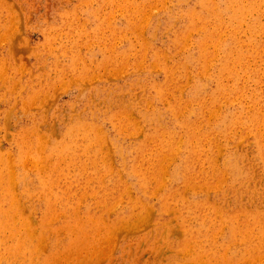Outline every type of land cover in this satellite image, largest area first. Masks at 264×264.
Listing matches in <instances>:
<instances>
[{"label": "rangeland", "instance_id": "obj_1", "mask_svg": "<svg viewBox=\"0 0 264 264\" xmlns=\"http://www.w3.org/2000/svg\"><path fill=\"white\" fill-rule=\"evenodd\" d=\"M199 1L0 0V264H166L173 257L179 258L180 264H191V258L195 254L192 246L185 241L182 221H188L187 227L199 236L203 223L196 221L197 210L200 208L194 205L200 202L213 208L207 216L206 224H209L211 232L208 234L213 233L214 242L206 244L201 237H196L194 245L203 250L196 259L198 264H264V170L258 165L256 151L257 141L264 143V0H259L261 3L257 9L252 8V0H234L235 5L247 12L246 16H240L232 24L228 21L231 0ZM227 56L229 62L225 61ZM132 80L139 81V84L131 85ZM163 82L169 84V88L161 96V100H155L152 96L154 88L157 84H164ZM197 84L203 86L200 99L205 106L202 112L200 110L201 117L197 115L192 102V92ZM214 95L220 96L222 104L213 105ZM126 96L136 101V108L127 107L126 110L123 105L117 106V109L110 107L117 99L128 100ZM109 107L112 109L110 113L116 112L122 126L118 145L123 152L109 144L108 136L116 135L111 120L106 116ZM223 107L224 111L227 109L230 112V116L235 117L234 113L241 110L243 117L255 119L253 125H239L234 129L236 133L233 130L230 134V142L215 128L220 122V110ZM251 109H255L254 113ZM145 110L153 113L149 114ZM120 113L124 121L121 120ZM147 114L154 116L156 121L148 120ZM97 123L99 127L95 129ZM250 126L256 128L252 130ZM198 127L200 128L197 129ZM129 128L137 129L131 132L128 131ZM155 133L158 137L152 139ZM167 136H170L175 147L171 153V149L168 151L163 147ZM186 139L190 142L192 140L196 150L191 156V180L182 179L179 185L175 183L172 174L175 167L184 164V160L188 162L190 154L186 158ZM230 144L234 145L233 153L238 158V167L244 172L241 181L224 170V160ZM262 147L264 150L263 144ZM81 148L85 150L82 151ZM134 163H139L146 187L139 188L136 178L128 175L127 171ZM149 170L155 171L158 180L151 177ZM105 185L108 187H104ZM100 189L104 191L101 192ZM163 193L169 194L168 205L160 218L156 211ZM184 205L189 207V211L184 210ZM247 249H251V252H247ZM237 251L247 254L238 258L228 256ZM212 252H218L217 257H210L209 253Z\"/></svg>", "mask_w": 264, "mask_h": 264}, {"label": "bare ground", "instance_id": "obj_2", "mask_svg": "<svg viewBox=\"0 0 264 264\" xmlns=\"http://www.w3.org/2000/svg\"><path fill=\"white\" fill-rule=\"evenodd\" d=\"M150 1V0H149ZM185 1H187V0H185ZM198 1V0H197ZM201 1V0H200ZM199 1V2H200ZM226 1V0H225ZM262 1V0H261ZM261 1L259 2V0H252V2H251V6H252V8H256L257 9V7L259 6V4L261 3ZM191 2V1H190ZM220 2V1H219ZM227 2V1H226ZM231 2H232V5L229 3V6H230V11H229V17H228V21L229 22H231V24H232V22L234 21H237V20H239V18H240V16H246V12L247 11H244V10H242L240 7H238L237 5H235V3H234V0H231ZM238 2V1H237ZM263 2V1H262ZM153 3V2H152ZM224 3V2H223ZM203 4V3H202ZM228 4V3H227ZM237 4V3H236ZM158 5V4H157ZM163 5V4H162ZM222 5H224V4H222ZM226 5V4H225ZM262 5V4H261ZM228 7V6H227ZM135 8V7H134ZM199 8V7H198ZM214 8V7H213ZM226 8V7H225ZM249 8V7H248ZM245 9V8H244ZM146 10V9H145ZM216 10H218V9H216ZM224 10V9H223ZM226 10V9H225ZM248 10V9H247ZM147 11V10H146ZM146 11H144V14H145V12ZM222 11V10H221ZM191 12H193V11H191ZM205 12V11H204ZM212 12V11H211ZM226 12V11H225ZM252 13V12H251ZM175 14V13H174ZM192 14V13H191ZM168 15V14H167ZM173 15V14H172ZM254 15V14H253ZM209 16V15H208ZM216 16V15H215ZM178 17H180V16H178ZM187 17V16H186ZM217 17V16H216ZM227 17V16H226ZM252 17V16H251ZM154 18V17H153ZM196 18V17H195ZM245 18V17H244ZM248 18V17H247ZM183 19V18H182ZM222 19V18H221ZM220 19V20H221ZM226 19V18H225ZM153 20V19H152ZM151 20V21H152ZM157 20V19H156ZM170 20V19H169ZM168 20V21H169ZM171 20H173V19H171ZM179 20V19H178ZM185 20H186V18H185ZM227 20V19H226ZM251 20V19H250ZM258 20V19H257ZM153 21H155V19L153 20ZM165 21V20H164ZM174 21V20H173ZM181 21V20H180ZM246 21V20H245ZM255 22H256V20H254ZM143 22V21H142ZM157 22V21H156ZM185 22V21H184ZM210 22H212L211 20H210ZM224 22V21H223ZM250 22V21H249ZM153 23V22H152ZM164 23H166V22H164ZM190 23V22H189ZM197 23V22H196ZM195 23V24H196ZM215 23H216V21H215ZM240 23V22H239ZM242 23V22H241ZM245 23V22H244ZM254 23V22H253ZM257 23V22H256ZM141 24V23H140ZM183 24V23H182ZM203 24V23H202ZM243 24V23H242ZM241 24V25H242ZM147 25V24H146ZM170 25H173V23L172 24H170ZM175 25V24H174ZM179 25V24H178ZM209 25V24H208ZM227 25V24H226ZM166 26V25H165ZM198 26V25H197ZM218 26V25H217ZM231 26V25H230ZM261 26V25H260ZM134 27V26H133ZM168 27V26H167ZM177 27V26H176ZM233 27V26H232ZM253 27V26H252ZM163 28V27H162ZM171 28V27H170ZM173 28V27H172ZM171 28V29H172ZM175 28V27H174ZM173 28V29H174ZM180 28V27H179ZM196 28V27H195ZM201 28V27H200ZM224 28V27H223ZM250 28V27H249ZM109 29V28H108ZM145 29V28H144ZM150 29V28H149ZM165 29V28H164ZM167 29V28H166ZM229 29V28H228ZM139 30V29H138ZM147 30V29H146ZM153 29L151 28V31H152ZM161 30V29H160ZM168 30V29H167ZM150 31V30H149ZM176 31V30H175ZM189 31V30H188ZM235 31V30H234ZM250 31V30H249ZM248 31V32H249ZM100 32V31H99ZM153 32V31H152ZM170 32V31H169ZM173 32H174V30H173ZM189 32H191V31H189ZM196 32V31H195ZM200 32V31H199ZM237 32V31H236ZM138 33H140V32H138ZM141 33H143V30L141 31ZM100 34H102V32L100 33ZM161 34V33H160ZM192 34V33H191ZM240 34V33H239ZM242 34H243V32H242ZM255 34V33H254ZM264 34V33H263ZM202 35V34H201ZM218 35V34H217ZM101 36V35H100ZM166 36V35H165ZM231 36V35H230ZM260 36V35H259ZM142 37H143V35H142ZM141 37V38H142ZM186 37V36H185ZM137 38V37H136ZM165 38V37H164ZM200 38H202V37H200ZM230 38V37H229ZM254 38V37H253ZM256 38V37H255ZM261 38V37H260ZM170 39V38H169ZM186 39V38H185ZM215 39V38H214ZM231 39V38H230ZM188 40V39H187ZM217 40V39H216ZM228 40V39H227ZM257 40V39H256ZM140 41V40H139ZM164 41H166V40H164ZM180 41H182V40H180ZM209 41V40H208ZM163 42V41H162ZM182 42H184V41H182ZM181 42V43H182ZM206 42V41H205ZM216 42V41H215ZM251 42V41H250ZM255 42V41H254ZM261 42V41H260ZM166 43V42H165ZM180 43V42H179ZM210 43V42H209ZM244 43V42H243ZM167 44V43H166ZM165 44V45H166ZM170 44V43H169ZM187 44V43H186ZM197 44V43H196ZM212 44H214V43H212ZM248 44V43H247ZM172 45V44H171ZM170 45V46H171ZM181 45V44H180ZM188 45V44H187ZM205 45V44H204ZM226 45V44H225ZM231 45H233V44H231ZM230 45V46H231ZM145 46V45H144ZM163 46H164V44H163ZM217 46V45H216ZM235 46V45H234ZM247 46V45H246ZM255 46V45H254ZM253 46V48H255ZM172 47V46H171ZM183 47V46H182ZM194 47H196V46H194ZM228 47V46H227ZM232 47V46H231ZM237 47V46H236ZM147 47H145V49H146ZM165 48V47H164ZM173 48V47H172ZM224 48H225V46H224ZM244 48V47H243ZM248 48V47H247ZM113 49V48H112ZM144 49V50H145ZM180 49V48H179ZM198 49V48H197ZM225 49H227V48H225ZM236 49V48H235ZM240 49H242V48H240ZM262 49V48H261ZM143 50V49H142ZM171 50V49H170ZM169 50V51H170ZM196 50V49H195ZM224 50V49H223ZM231 50V49H230ZM132 51V50H131ZM136 51V50H135ZM134 51V52H135ZM152 51V50H151ZM169 51H168V53H169ZM249 51V50H248ZM263 51V50H262ZM111 52V51H110ZM115 52V51H114ZM138 52V51H137ZM150 52V51H149ZM185 52V51H184ZM106 53V52H105ZM141 53H143V52H141ZM165 53V52H164ZM164 53H163V55H164ZM187 53V52H186ZM209 53V52H208ZM226 53H227V51H226ZM155 56H157V54L156 53H153ZM195 54H196V52H195ZM115 55V54H114ZM136 55V54H135ZM172 55V54H171ZM191 55V54H190ZM212 55V54H211ZM253 55V54H252ZM144 56H145V54H144ZM147 56V55H146ZM150 56V55H149ZM165 56V55H164ZM174 56V55H173ZM179 56V55H178ZM177 56V57H178ZM195 56V55H194ZM226 56V55H225ZM234 56V55H233ZM112 57V56H111ZM133 57V56H132ZM263 57V56H262ZM135 58V57H134ZM145 58V57H144ZM166 58V57H165ZM164 58V59H165ZM172 58V57H171ZM171 58H169V59H171ZM181 58V57H180ZM193 58V57H192ZM200 58V57H199ZM208 58V57H207ZM222 58V57H221ZM248 58H249V56H248ZM147 59V58H146ZM185 59V58H184ZM194 59V58H193ZM192 59V60H193ZM233 59V58H232ZM108 60H109V58H108ZM144 60V59H143ZM149 60V59H148ZM155 60H156V58H155ZM167 60V59H166ZM166 60H165V62H166ZM172 60V59H171ZM174 60V59H173ZM180 60V59H179ZM229 60V57L227 56L226 57V59H225V61H228ZM106 60H104V62H105ZM157 61V60H156ZM168 61V60H167ZM209 61V60H208ZM257 61V60H256ZM109 62V61H108ZM111 62V61H110ZM149 62H150V60H149ZM176 62V61H175ZM199 63L201 62L200 60L198 61ZM206 62V61H205ZM215 62H216V59H215ZM229 62V61H228ZM248 62H249V60H248ZM123 63V62H122ZM152 63V62H151ZM170 63V62H169ZM197 63V62H196ZM252 63V62H251ZM115 64V63H114ZM137 64V63H136ZM148 64H150V63H148ZM237 64V62L235 63V65ZM256 64V63H255ZM259 64V63H258ZM262 64V63H261ZM79 65V64H78ZM121 65V64H120ZM134 65V64H133ZM132 65V66H133ZM140 65V64H139ZM152 65H154V64H152ZM184 65H186L187 66V64H184ZM218 65V64H217ZM231 65V64H230ZM244 65V64H243ZM103 66H105V65H103ZM158 66V65H157ZM175 66V65H174ZM201 66V65H200ZM206 66V65H205ZM245 66V65H244ZM243 66V67H244ZM252 66V65H251ZM216 67V66H215ZM262 67V66H261ZM260 67V68H261ZM77 68V67H76ZM153 68V67H152ZM169 68V67H168ZM179 68V67H178ZM191 68H195V67H191ZM220 68V67H219ZM116 69H117V66H116ZM138 69V67L136 68V70ZM190 69V68H189ZM196 69V68H195ZM199 69V68H198ZM223 69V68H222ZM241 69V68H240ZM141 70V69H140ZM183 70V69H182ZM205 70V69H204ZM132 71H134V70H132ZM142 71H145V70H142ZM148 71V70H147ZM154 71H156L155 69H154ZM194 71V70H193ZM223 71V70H222ZM241 71V70H240ZM247 71V70H246ZM68 72V71H67ZM119 72H121V71H119ZM139 72V71H138ZM157 72H158V70H157ZM162 72H163V70H162ZM168 72V71H167ZM166 72V73H167ZM175 72V71H174ZM192 72V71H191ZM195 72H196V70H195ZM204 72H206V71H204ZM219 72H221L220 70H219ZM237 72V71H236ZM254 72V71H253ZM252 72V73H253ZM71 73H72V71H71ZM133 73V72H132ZM153 73V72H152ZM176 73V72H175ZM182 73V72H181ZM188 73V72H187ZM227 73V72H226ZM240 73V72H239ZM262 73V72H261ZM135 74V73H134ZM144 74V73H143ZM148 74H150V72H148ZM147 74V75H148ZM194 74V73H193ZM160 75V74H159ZM174 75V74H173ZM189 75V74H188ZM195 75V74H194ZM201 75V74H200ZM213 75V74H212ZM215 75V74H214ZM222 75V74H221ZM236 75V74H235ZM251 76H252V74H250ZM168 76V75H167ZM176 76H177V74H176ZM178 76H181L180 74L178 75ZM184 76V75H183ZM190 76V75H189ZM216 76V75H215ZM145 77V76H144ZM194 77V76H193ZM220 77V76H219ZM246 77V76H245ZM137 78H139L138 76H137ZM155 78V77H154ZM190 78V77H189ZM221 78V77H220ZM243 78V77H242ZM133 79V78H132ZM146 79V78H145ZM158 79V78H157ZM163 79V78H162ZM188 79V78H187ZM211 79V78H210ZM213 79V78H212ZM219 79V78H218ZM240 79V78H239ZM245 79V78H244ZM243 79V80H244ZM252 79V78H251ZM140 80H142V79H140ZM160 80V79H159ZM169 80V79H168ZM183 80V79H182ZM185 80V79H184ZM201 80V79H200ZM206 80V79H205ZM214 80V79H213ZM234 80H235V78H234ZM236 80H237V78H236ZM133 81V80H132ZM175 81V80H174ZM187 81V80H186ZM202 81V80H201ZM204 81V80H203ZM219 81V80H218ZM217 80H216V82H218ZM254 81H255V79H254ZM166 82V81H165ZM171 82H172V79H171ZM181 81H180V79H179V83H180ZM188 82V81H187ZM164 83V82H163ZM169 83V82H168ZM189 83V82H188ZM194 83H197V82H194ZM236 83V82H235ZM139 84V81H137V80H134L133 82H132V84L131 85H138ZM148 84V83H147ZM201 84V83H200ZM254 84V83H253ZM144 85V84H143ZM155 85V84H154ZM194 85V84H193ZM204 85V84H203ZM140 86V85H139ZM147 86V85H146ZM178 86V85H177ZM181 86L183 87V83L181 84ZM184 86H185V84H184ZM195 86V85H194ZM220 86V85H219ZM148 87V86H147ZM146 87V88H147ZM181 87V88H182ZM193 87V86H192ZM203 87V86H202ZM202 87L199 85V84H197L196 85V87L194 88V90H193V92H192V99H193V101L192 102H194V104L193 105H195V109H196V112H197V115L199 116V117H201V113H200V110H201V112H202V108H203V106H205V104H204V101L203 100H201L200 99V95H201V93H202ZM205 87H206V84H205ZM231 87V86H230ZM239 87V86H238ZM121 88V87H120ZM125 88V87H124ZM139 88V87H138ZM168 88H169V84H167V83H164V84H157V86L154 88V92H153V94H152V96H153V98L155 99V100H161V96H163V94H165L166 93V91L168 90ZM180 88V89H181ZM186 88V87H185ZM123 89V88H122ZM126 89V88H125ZM141 89V88H140ZM148 89V88H147ZM152 89V88H151ZM235 89V88H234ZM238 88H236V90H237ZM252 89V88H251ZM142 90V89H141ZM144 90V89H143ZM204 90H205V88H204ZM222 90V89H221ZM227 90H228V88H227ZM230 90V89H229ZM242 91H243V89H241ZM240 90V91H241ZM257 90H259L258 88H257ZM125 91V90H124ZM134 91V90H133ZM148 91V90H147ZM171 91H172V89H171ZM174 91V90H173ZM176 91V90H175ZM181 91V90H180ZM179 91V92H180ZM206 91V90H205ZM231 91V90H230ZM249 91H250V89H249ZM254 91V90H253ZM113 92V91H112ZM138 92H140V91H138ZM150 92V91H149ZM212 92V91H211ZM220 92V91H219ZM228 92V91H227ZM246 92V91H245ZM115 93V92H114ZM123 93V92H122ZM141 93V92H140ZM216 93H218V92H216ZM235 93V92H234ZM238 93H240V92H238ZM249 93V92H248ZM247 93V94H248ZM256 93V92H255ZM105 94V93H104ZM117 94V93H116ZM134 94V93H133ZM174 94V93H173ZM172 94V95H173ZM176 94H179V93H176ZM123 95H124V93H123ZM143 95V94H142ZM211 95V94H210ZM221 95V94H220ZM227 95H228V93H227ZM177 96V95H176ZM207 96V95H206ZM219 96V95H218ZM217 95H214L213 96V98H212V100L213 101H215V102H213V105H216L217 103H220V104H222V101H220V99H219V97H218ZM238 96V95H237ZM236 96V97H237ZM259 96V95H258ZM107 97V96H106ZM110 97V99L112 98V96L110 95L109 96ZM121 97V96H120ZM126 97H128V96H126ZM132 97V96H131ZM141 97V96H140ZM178 97V96H177ZM211 97V96H210ZM209 97V98H210ZM225 97V96H224ZM231 97V96H230ZM240 97V96H239ZM238 97V98H239ZM242 97H244V96H242ZM247 97V96H246ZM253 97H254V95H253ZM129 98V97H128ZM127 98V99H128ZM148 98H150V96L148 97ZM227 98V97H226ZM248 98V97H247ZM247 98H246V100H247ZM117 99V98H116ZM181 99V98H180ZM211 99V98H210ZM233 99V98H232ZM260 99V98H259ZM99 100V99H98ZM126 100V99H125ZM137 100H138V97H137ZM167 100V99H166ZM165 100V101H166ZM178 100V99H177ZM224 100V99H223ZM230 100V99H229ZM251 100V99H250ZM254 100V99H253ZM104 101V100H103ZM150 101H151V99H150ZM152 101H153V99H152ZM189 102H190V100H188ZM239 101V100H238ZM110 102V101H109ZM135 100H133V99H131V98H129L128 100H126V101H122L121 100V98L120 99H117V101H115V103H114V101L111 103V108H113V107H116L115 109H117V106H121V105H123V106H126V110H127V107H129L130 109H133V108H136V104H135ZM177 102V101H176ZM242 102V101H241ZM250 102V101H249ZM92 103V102H91ZM103 103V102H102ZM101 103V104H102ZM163 103V102H162ZM165 103V102H164ZM171 103V102H170ZM175 103V102H174ZM185 103V102H184ZM184 103H182V104H184ZM207 103V102H206ZM226 103V102H225ZM230 103H231V101H230ZM246 103V102H245ZM262 103V102H261ZM93 104V103H92ZM147 104V103H146ZM151 104V103H150ZM172 104V103H171ZM190 104V103H189ZM224 104V103H223ZM235 104V103H234ZM233 104V105H234ZM102 105H104V104H102ZM143 105V104H142ZM144 105H145V101H144ZM207 105H208V103H207ZM212 105V104H211ZM218 105V104H217ZM216 105V106H217ZM238 105V104H237ZM242 105V104H241ZM168 106H170V104L168 105ZM174 106H177V105H174ZM173 106V107H174ZM210 106V105H209ZM101 107V106H100ZM109 107V108H110ZM143 107V106H142ZM158 107V106H157ZM159 107H161L160 105H159ZM194 107V106H193ZM215 107V106H214ZM220 106H218V108H219ZM222 107V106H221ZM228 107V106H227ZM239 107V106H238ZM249 107V106H248ZM247 107V108H248ZM109 109L108 111H107V113H106V116H108V118H109V120H111V122H112V126H113V128H114V130H115V132H116V135H114V136H108V139H109V144H111V145H113L116 149H119V150H121V152H123L122 150V148L121 147H119L120 145H118L119 143H118V138H120V134H121V125L119 124V121H118V117H117V115H116V112H114V113H110V110H112V109ZM141 108V107H140ZM150 108V107H149ZM175 108V107H174ZM261 108V107H260ZM108 109V108H107ZM123 109V108H122ZM139 109V108H138ZM166 109V108H165ZM176 110H177V108H175ZM182 109V108H181ZM187 109V108H186ZM230 109V108H229ZM105 110H106V108H105ZM161 110V109H160ZM167 110V109H166ZM192 110V109H191ZM205 110V109H204ZM207 110V109H206ZM225 109H224V107L220 110V112H221V117H220V122L216 125V129L221 133V135H224L225 137H226V139H227V141H229L230 142V138H232V137H230V134L233 132V130L234 129H236L239 125H242V126H248L249 124H252L253 125V123L255 122L254 120V118H250V119H247L248 118V116H247V118L246 117H243V115H242V113L243 112H241V110H240V112L239 113H234V116L236 117V118H238V120L235 118V117H233V116H230V115H228L230 112H227V109H226V111H224ZM247 110V109H246ZM251 110H253V112L252 113H254V110L255 109H251ZM115 111H117V110H115ZM129 111V110H128ZM142 111V110H141ZM145 111H147V110H145ZM155 111V110H154ZM159 111V110H158ZM190 111V110H189ZM195 111V110H194ZM215 111V110H214ZM250 111V110H249ZM95 112V111H94ZM119 112V111H118ZM133 112V111H132ZM143 112V111H142ZM149 114L152 112H150V110L149 111H147ZM172 112H175V110L174 111H172ZM204 112V111H203ZM206 112H208V111H206ZM262 112V111H261ZM100 113V112H99ZM103 113V112H102ZM105 113V112H104ZM153 113V112H152ZM169 113V112H168ZM185 113V112H184ZM190 113H191V111H190ZM193 113V112H192ZM247 113V112H246ZM251 113V112H250ZM139 114V113H138ZM201 114V115H200ZM217 114H218V110H217ZM245 114V113H244ZM98 115V114H97ZM105 115V114H104ZM124 115V114H123ZM172 115V114H171ZM177 115V114H176ZM179 115V114H178ZM79 116V115H78ZM92 116V115H91ZM142 116V115H141ZM165 116V115H164ZM184 116V115H183ZM189 116V115H188ZM191 116H193L192 114H191ZM209 116V115H208ZM215 116V115H214ZM252 116V115H251ZM256 116V115H255ZM85 117V116H84ZM102 117V116H101ZM104 117V116H103ZM157 117H159L158 115H157ZM173 117V116H172ZM174 117H175V115H174ZM65 118V117H64ZM95 118V117H94ZM120 118H121V120L122 121H124V118H123V116L121 115V113H120ZM146 118L148 119V120H150V121H156L155 120V118H154V116H151V115H146ZM161 118H163V117H161ZM195 118V117H194ZM211 118H212V116H211ZM263 118V117H262ZM77 119V118H76ZM92 119V118H91ZM106 119V118H105ZM129 119V118H128ZM143 119V118H142ZM158 119V118H157ZM177 119V118H176ZM219 119V118H218ZM260 119V118H259ZM70 120V119H69ZM73 120V119H72ZM82 120V119H81ZM108 120V119H107ZM132 120V119H131ZM194 120V119H193ZM202 120H203V118H202ZM204 120H206V119H204ZM208 120V119H207ZM261 120V119H260ZM91 121V120H90ZM173 121V120H172ZM201 121V120H200ZM218 121V120H217ZM85 122V121H84ZM94 122H96V121H94ZM131 122H133V121H131ZM181 122V121H180ZM182 122H183V120H182ZM182 122H181V126H182ZM198 122V121H197ZM204 122V121H203ZM257 122V121H256ZM99 123V122H98ZM98 123H97V125H95L94 126V128L95 129H98V127H99V125H98ZM126 123H127V121H126ZM146 123V122H145ZM150 123V122H149ZM148 123V124H149ZM156 123V122H155ZM187 123V122H186ZM195 123V122H194ZM202 123V122H201ZM215 123V122H214ZM213 123V124H214ZM67 124V123H66ZM79 124V123H78ZM121 124H122V122H121ZM179 124V123H178ZM262 124V123H261ZM260 124V125H261ZM68 125V124H67ZM86 125H88V123L86 124ZM124 125H126V124H124ZM138 125V124H137ZM136 125V126H137ZM142 125H143V122H142ZM150 125H151V123H150ZM156 125V124H155ZM160 125V124H159ZM165 125V124H164ZM167 125V124H166ZM165 125V126H166ZM188 125V124H187ZM198 124L196 123V126H197ZM212 125V124H211ZM255 125V124H254ZM131 126V125H130ZM152 126V125H151ZM150 126V127H151ZM180 126V127H181ZM195 126V127H196ZM202 126V125H201ZM81 127V126H80ZM132 127H133V125H132ZM135 127V126H134ZM141 127V126H140ZM143 127V126H142ZM155 127V126H154ZM193 127V126H192ZM194 127V128H195ZM211 127V126H210ZM213 127V126H212ZM241 127V126H240ZM93 128V127H92ZM159 128V127H158ZM161 128V127H160ZM165 128V127H164ZM200 127H198L197 129H199ZM256 128V126H250V129H252V130H254ZM260 129H261V127H259ZM71 129V128H70ZM137 129V128H136ZM136 129H134V128H129L128 129V131H131V132H133V130H136ZM154 129V128H153ZM152 129V130H153ZM169 129H170V126H169ZM182 128H180V130H181ZM202 129V128H201ZM243 129V128H242ZM258 129V128H257ZM256 129V130H257ZM78 130V129H77ZM81 130V129H80ZM125 130V129H124ZM127 130V129H126ZM150 130H151V128H150ZM155 130V129H154ZM195 130V129H194ZM206 130V129H205ZM244 130V129H243ZM67 131H69V130H67ZM87 131V130H86ZM98 131V130H97ZM100 131V130H99ZM138 131H139V129H138ZM157 131V130H156ZM155 131V132H156ZM165 131V130H164ZM163 131V132H164ZM170 131H171V129H170ZM176 131V130H175ZM190 131H191V128H190ZM197 131V130H196ZM204 131V130H203ZM209 131V130H208ZM235 131V130H234ZM238 131V130H237ZM247 131V130H246ZM77 132V131H76ZM75 132V133H76ZM140 132V131H139ZM168 132V131H167ZM174 132V131H173ZM186 132V131H185ZM264 132V131H263ZM70 133V132H69ZM160 133V132H159ZM162 133V132H161ZM170 133V132H169ZM197 133V132H196ZM235 133H236V131H235ZM234 133V134H235ZM239 133V132H238ZM261 133V132H260ZM79 134V133H78ZM150 134V133H149ZM148 134V135H149ZM165 134H167V133H165ZM199 134V133H198ZM201 134V133H200ZM212 134V133H211ZM91 135V134H90ZM104 135V134H103ZM136 135V134H135ZM214 135V134H213ZM73 136V135H72ZM105 136V135H104ZM153 136V138L152 139H154V137H158V134H153L152 135ZM163 136V135H162ZM184 136V135H183ZM182 136V137H183ZM209 136V135H208ZM244 136H246V135H244ZM243 136V137H244ZM67 137V136H66ZM94 137V136H93ZM96 137H97V135H96ZM102 137V136H101ZM100 137V138H101ZM150 137V136H149ZM201 137V136H200ZM216 137H218V136H216ZM215 137V138H216ZM242 137V136H241ZM240 137V138H241ZM46 138V137H45ZM72 138H74V137H72ZM167 138V141H165L164 143H163V147H164V149H169L168 151H170V149H171V151L169 152V153H171L172 151H173V149L175 148V147H173L174 146V144L172 143V141H171V139H170V136H167L166 137ZM172 138V137H171ZM177 138V137H176ZM214 138V139H215ZM70 139V138H69ZM86 139H88V138H86ZM103 139V138H102ZM102 139H101V141H102ZM155 139H157V138H155ZM161 139V138H160ZM192 139V138H191ZM194 139H195V136H194ZM234 139V138H233ZM262 139H264V138H262ZM43 140V139H42ZM84 140V139H83ZM89 140V139H88ZM198 140V139H197ZM223 140V139H222ZM241 140H242V138H241ZM240 140V141H241ZM254 140H255V137H254ZM50 141V140H49ZM96 141H97V139H96ZM156 141V140H155ZM206 141V140H205ZM215 141V140H214ZM71 142H73L72 140H71ZM89 142V141H88ZM162 142H163V140H162ZM191 142H192V140H191ZM188 139H186V153H185V155H186V158L188 157V155H189V158H188V162L186 163V160H184L183 161V163L184 164H179V166H177V167H175V171L173 172V174H172V177L175 179L174 181H175V183L176 184H178L179 182H181V180L182 179H185V180H191L190 178H191V175H192V158H191V156H192V152L194 153V151L196 150V147L195 146H193L192 145V143H191ZM254 142V141H253ZM262 142V141H261ZM36 143V142H35ZM45 143V142H44ZM53 143V142H52ZM82 143V142H81ZM182 142H180V144H181ZM199 143V142H198ZM197 143V144H198ZM203 143V142H202ZM214 143V142H213ZM220 143V142H219ZM236 143V142H235ZM48 144V143H47ZM83 144V143H82ZM161 144V143H160ZM200 144V143H199ZM225 144V143H224ZM262 144L264 145V143L262 142V143H259L258 141H257V157H258V160H257V162H258V165L260 166V167H262L263 168V170H264V150H263V147H262ZM33 145V144H32ZM88 145V144H87ZM103 145H104V143H103ZM152 145V144H151ZM158 145V144H157ZM208 145H209V143H208ZM220 145V144H219ZM238 145V144H237ZM53 146V145H52ZM84 146H86V145H84ZM93 146V145H92ZM106 146V145H105ZM104 146V147H105ZM154 146V145H153ZM212 146V145H211ZM225 146V145H224ZM254 146V145H253ZM31 147V146H30ZM45 147V146H44ZM50 147V146H49ZM72 147H74L73 145H72ZM99 147V146H98ZM111 147V146H110ZM156 147V146H155ZM205 147V146H204ZM221 147V146H220ZM237 147H239V146H237ZM69 148V147H68ZM71 148V147H70ZM78 148V147H77ZM92 148V147H91ZM114 148V149H115ZM157 148V147H156ZM160 148H161V146H160ZM185 148V147H184ZM183 148V149H184ZM233 148H234V145H232V144H230V145H228V148L227 149H229L227 152H226V156H225V169L224 170H226V171H229V172H231L233 175H235L236 176V179H238L239 181H241V179H242V177L244 176V172L243 171H241L240 169H239V167H238V158L235 156V154L233 153ZM41 149V148H40ZM44 149V148H43ZM43 149H42V151H43ZM67 149V148H66ZM65 149V150H66ZM98 149V148H97ZM96 149V150H97ZM104 149V148H103ZM107 149V148H106ZM152 149V148H151ZM221 149H224V148H221ZM220 149V150H221ZM50 150V149H49ZM81 150H82V148H81ZM80 150V151H81ZM83 150H85V148L83 149ZM82 150V151H83ZM88 150V149H87ZM128 150V149H127ZM126 150V151H127ZM135 150V149H134ZM154 150V149H153ZM160 150H162V149H160ZM185 150V149H184ZM203 150H204V148H203ZM218 150V149H217ZM32 151H33V148H32ZM35 151H36V149H35ZM77 151V150H76ZM93 152H95L94 150H92ZM101 151V150H100ZM138 151V150H137ZM145 151V150H144ZM207 151V150H206ZM222 151V150H221ZM221 151H219L220 153H221ZM224 151V150H223ZM37 152V151H36ZM38 152H39V150H38ZM37 152V153H38ZM46 152V151H45ZM98 152V151H97ZM136 152V151H135ZM184 152V151H183ZM238 152V151H237ZM64 153H66V152H64ZM84 153V152H83ZM87 153V152H86ZM90 153V152H89ZM138 153V152H137ZM165 153V152H164ZM195 153H197V152H195ZM203 153V152H202ZM206 153V152H205ZM212 153V152H211ZM253 153V152H252ZM96 155H97V153H95ZM103 154V153H102ZM131 154V153H130ZM140 154V153H139ZM201 154V153H200ZM219 154V153H218ZM24 155V154H23ZM26 155V154H25ZM30 155V154H29ZM162 155V154H161ZM175 155V154H174ZM174 155H172V156H174ZM198 155V154H197ZM245 155V154H244ZM248 155V154H247ZM43 156V155H42ZM50 156V155H49ZM68 156V155H67ZM83 156V155H82ZM106 156V155H105ZM123 156V155H122ZM196 156V155H195ZM219 155H217V157H218ZM254 156V155H253ZM255 156H256V154H255ZM38 157H39V155H38ZM60 157V156H59ZM90 157V156H89ZM149 157V156H148ZM152 157H154V156H152ZM160 157V156H159ZM162 157V156H161ZM169 157V156H168ZM181 157V156H180ZM184 157V156H183ZM199 157V156H198ZM248 157V156H247ZM107 158V157H106ZM165 158H166V156H165ZM164 158V159H165ZM176 158V157H175ZM182 158V157H181ZM255 158V157H254ZM102 159V158H101ZM154 159V158H153ZM156 159V158H155ZM167 159V158H166ZM197 159V158H196ZM204 159V158H203ZM210 159V158H209ZM208 159V160H209ZM218 159V158H217ZM224 159V158H223ZM249 159V158H248ZM98 160H99V158H98ZM132 160H134V158H132ZM159 160V159H158ZM202 160V159H201ZM61 161V160H60ZM152 161V160H151ZM154 161V160H153ZM179 161V160H178ZM195 161V160H194ZM207 161V160H206ZM215 161V160H214ZM45 162V161H44ZM172 162V161H171ZM170 162V163H171ZM175 162V161H174ZM203 162V161H202ZM212 162V161H211ZM49 163V162H48ZM83 163V162H82ZM85 163V162H84ZM100 163V162H99ZM151 163V162H150ZM156 163V162H155ZM164 163V162H163ZM168 163V162H167ZM166 163V164H167ZM173 163V162H172ZM195 163H197V162H195ZM206 163V162H205ZM210 163V162H209ZM250 163V162H249ZM86 164V163H85ZM96 164V163H95ZM104 164V163H103ZM169 164V163H168ZM198 164V163H197ZM196 164V165H197ZM200 164V163H199ZM208 164V163H207ZM220 164V163H219ZM254 164V163H253ZM257 164V163H256ZM39 165V164H38ZM56 165V164H55ZM83 165V164H82ZM150 165V164H149ZM162 165V164H161ZM165 165V164H164ZM175 165V164H174ZM203 165V164H202ZM218 165V164H217ZM8 166V165H7ZM103 166V165H102ZM107 166V165H106ZM151 166V165H150ZM153 166V165H152ZM207 166V165H206ZM241 166V165H240ZM250 166V165H249ZM54 167H56V166H54ZM97 167H99V166H97ZM140 166H139V163H134L129 169H128V175L129 176H134L135 178H136V180H137V183H138V186H139V188H142V187H146V182L144 181V179H143V175H142V173H141V171H140V169L141 168H139ZM163 167V166H162ZM202 167V166H201ZM200 167V168H201ZM208 167V166H207ZM223 167V166H222ZM4 168H6V167H4ZM8 168V167H7ZM48 168V167H47ZM92 168H94V167H92ZM96 168V167H95ZM106 168V167H105ZM167 168H168V166H167ZM196 168V167H195ZM244 168V167H243ZM254 168V167H253ZM3 169V168H2ZM1 169V170H2ZM150 169V168H149ZM163 169V168H162ZM218 169V168H217ZM222 169V168H221ZM48 170V169H47ZM158 170H160V169H158ZM164 170H165V167H164ZM194 170V169H193ZM198 170V169H197ZM214 170V169H213ZM219 170V169H218ZM217 170V171H218ZM223 170V169H222ZM221 170V171H222ZM223 170V171H224ZM251 171L253 170V169H250ZM6 171H7V169H6ZM43 171V170H42ZM42 171H41V173H42ZM150 171V170H149ZM206 171H207V169H206ZM250 171V172H251ZM257 171H259V170H257ZM262 171V170H261ZM45 172V171H44ZM48 172V171H47ZM143 172V171H142ZM161 172V171H160ZM164 172V171H163ZM162 172V173H163ZM213 172V171H212ZM249 172V171H248ZM255 172V171H254ZM8 173H9V171H8ZM7 173V174H8ZM59 173V172H58ZM91 173V172H90ZM126 173V172H125ZM150 173H151V177H154L156 180H158V177H157V175H156V173H155V171L154 170H151L150 171ZM162 173H160V174H162ZM164 173H166V172H164ZM163 173V174H164ZM196 173V172H195ZM199 173V172H198ZM217 173V172H216ZM228 173V172H227ZM168 174V173H167ZM203 174V173H202ZM254 174V173H253ZM258 174V173H257ZM9 175V174H8ZM7 175V176H8ZM76 175V174H75ZM82 175V174H81ZM107 175V174H106ZM114 175V174H113ZM148 175V174H147ZM206 175V174H205ZM209 175V174H208ZM228 175H229V173H228ZM264 175V174H263ZM70 176V175H69ZM73 176V175H72ZM77 176V175H76ZM79 176V175H78ZM93 176V175H92ZM104 176V175H103ZM110 176V175H109ZM124 176V175H123ZM168 176V175H167ZM195 176V175H194ZM197 176V175H196ZM219 176V175H218ZM223 176H225V175H223ZM45 177V176H44ZM89 177H91V176H89ZM166 177V176H165ZM209 177V176H208ZM213 177V176H212ZM229 177V176H228ZM57 178H58V176H57ZM65 178V177H64ZM72 178V177H71ZM85 178H87L86 176H85ZM84 178V179H85ZM108 178V177H107ZM148 178V177H147ZM203 178V177H202ZM206 178H207V175H206ZM214 178V177H213ZM226 178V177H225ZM224 178V179H225ZM231 178V177H230ZM8 179V178H7ZM69 179V178H68ZM92 179V178H91ZM95 179V178H94ZM100 179V178H99ZM114 179V178H113ZM113 179H112V181H113ZM123 180H124V178H122ZM129 179H130V177H129ZM149 179V178H148ZM147 179V180H148ZM152 179V178H151ZM5 180V179H4ZM14 180V179H13ZM81 180V179H80ZM87 180H88V178H87ZM108 180V179H107ZM115 180V179H114ZM153 180V179H152ZM168 180V179H167ZM198 180H199V178H198ZM247 180V179H246ZM245 180V181H246ZM249 180V179H248ZM66 181V180H65ZM89 181V180H88ZM119 181H120V179H119ZM163 181H165V179L163 180ZM183 181V180H182ZM193 181V180H192ZM223 181V180H222ZM251 181V180H250ZM255 181V180H254ZM261 181H263V180H261ZM73 182V181H72ZM84 182V181H83ZM96 182V181H95ZM195 182V181H194ZM193 182V183H194ZM209 182H210V180H209ZM214 182V181H213ZM1 183V182H0ZM78 183V182H77ZM77 183H76V185H77ZM81 183H82V181H81ZM93 183V182H92ZM100 183V182H99ZM155 183V182H154ZM166 183V182H165ZM187 183V182H186ZM192 183V184H193ZM198 183V182H197ZM204 183V182H203ZM236 183V182H235ZM258 183V182H257ZM12 184H14V183H12ZM54 184V183H53ZM90 184V183H89ZM98 184V183H97ZM124 184H125V181H124ZM134 184V183H133ZM164 184V183H163ZM163 184H162V186H163ZM185 184V183H184ZM201 184V183H200ZM205 184V183H204ZM244 184V183H243ZM249 184V183H248ZM11 185V184H10ZM64 185V184H63ZM88 185V184H87ZM115 185V183L113 184V186ZM116 185H117V183H116ZM135 185V184H134ZM179 185H180V183H179ZM178 185V186H179ZM217 185H219V184H216V186ZM254 185H256V184H254ZM53 186V185H52ZM89 186V185H88ZM153 186V185H152ZM156 186V185H155ZM165 186H166V184H165ZM197 185H195V187H196ZM240 186V185H239ZM66 187V186H65ZM75 187V186H74ZM97 187H99L100 188V186H99V184H98V186ZM104 187H108V186H104ZM116 187V186H115ZM148 187V186H147ZM175 187V186H174ZM184 187V186H183ZM214 187V186H213ZM227 187V186H226ZM254 187V186H253ZM68 188V187H67ZM78 188V187H77ZM86 188V187H85ZM84 188V189H85ZM92 188H93V186H92ZM103 188V187H102ZM113 188V187H112ZM121 188V187H120ZM128 188H129V186H128ZM131 188V187H130ZM153 188V187H152ZM167 188L168 189H170L168 186H167ZM193 188V187H192ZM220 189H222V187H219ZM228 188V187H227ZM231 188V187H230ZM233 188V187H232ZM249 188V187H248ZM64 189V188H63ZM105 189H108V188H105ZM115 189V188H114ZM149 189V188H148ZM159 189V188H158ZM194 189V188H193ZM215 189V188H214ZM217 189V191H218V188H216ZM242 189V188H241ZM246 189V188H245ZM77 190V189H76ZM81 190H82V188H81ZM92 190V189H91ZM101 190V192L102 191H104L103 189H100ZM109 190V189H108ZM137 190H138V188H137ZM146 190H147V188H146ZM156 190H157V188H156ZM165 190V189H164ZM202 190V189H201ZM212 190V189H211ZM229 190V189H228ZM235 190V189H234ZM254 190V189H253ZM9 191V190H8ZM87 191V190H86ZM97 191V190H96ZM106 191V190H105ZM121 191V190H120ZM134 191H136V190H134ZM140 191H142V190H140ZM150 191H151V189H150ZM169 191V190H168ZM178 191H180V190H178ZM190 191V190H189ZM200 191V190H199ZM225 191V190H224ZM232 191V190H231ZM243 191V190H242ZM249 191V190H248ZM255 191V190H254ZM47 192V191H46ZM77 192V191H76ZM93 192H95L94 190H93ZM99 192V191H98ZM97 192V193H98ZM130 192V191H129ZM153 192H155V191H153ZM208 192H210V191H208ZM8 193V192H7ZM48 193H51V192H48ZM67 193V192H66ZM75 193V192H74ZM96 193V192H95ZM131 193V192H130ZM148 193V192H147ZM175 193V192H174ZM177 193V192H176ZM175 193V195H177ZM196 193V192H195ZM228 193V192H227ZM237 193V192H236ZM243 193V192H242ZM64 194V193H63ZM78 194H80V193H78ZM92 194V193H91ZM118 194H120V193H118ZM118 194H116V195H118ZM137 194V193H136ZM155 194V193H154ZM208 194V193H207ZM224 194V193H223ZM240 194H241V192H240ZM65 195V194H64ZM72 195V194H71ZM99 195V194H98ZM114 195V194H113ZM123 195H124V193H123ZM126 195V194H125ZM132 195V194H131ZM130 195V197H132ZM150 195V194H149ZM151 195H153V194H151ZM168 195L169 194H167V193H163L161 196H160V198H159V203H158V206H157V216L158 217H162L163 216V212H164V210L166 209V206L168 205ZM182 195H184V194H182ZM187 195V194H186ZM194 195V194H193ZM253 195V194H252ZM58 196V195H57ZM60 196V195H59ZM97 196V195H96ZM106 196V195H105ZM115 196V195H114ZM196 196V195H195ZM194 196V197H195ZM235 196V195H234ZM241 196V195H240ZM10 197V196H9ZM61 197V196H60ZM73 197V196H72ZM104 197V196H103ZM108 197V196H107ZM106 197V198H107ZM128 197V196H127ZM171 198H172V196H170ZM175 197V196H174ZM208 198H209V196H207ZM206 197V198H207ZM227 197V196H226ZM249 197H250V195H249ZM69 198V197H68ZM75 198V197H74ZM106 198H105V200H106ZM122 198V197H121ZM137 198V197H136ZM149 198H150V196H149ZM176 198V197H175ZM222 198V197H221ZM237 198V197H236ZM242 198V197H241ZM252 198H254V197H252ZM256 198V197H255ZM7 199V198H6ZM9 199H11V198H9ZM58 199V198H57ZM72 199V198H71ZM97 199H98V197H97ZM104 199V198H103ZM102 199V200H103ZM114 199H115V197H114ZM212 199V198H211ZM216 199V198H215ZM245 199V198H244ZM64 200V199H63ZM73 200V199H72ZM78 200V199H77ZM109 200H112V199H110L109 198ZM123 200H124V198H123ZM143 200V199H142ZM229 200V199H228ZM233 200V199H232ZM241 200V199H240ZM10 201V200H9ZM106 201H108V200H106ZM133 201V200H132ZM170 201V200H169ZM177 201V200H176ZM176 201L174 202V203H176ZM191 201V200H190ZM200 201V200H199ZM236 201H237V199H236ZM249 201H251V200H249ZM6 202V201H5ZM53 202V201H52ZM131 202V201H130ZM139 202V201H138ZM173 202V201H172ZM213 202V201H212ZM224 202H225V200H224ZM240 202V201H239ZM133 203V202H132ZM173 203V204H174ZM179 203V202H178ZM186 203V202H185ZM206 203V202H205ZM226 203V202H225ZM229 203V202H228ZM233 203V202H232ZM15 204V203H14ZM58 204V203H57ZM61 204V203H60ZM104 204V203H103ZM113 204V203H112ZM138 204V203H137ZM145 204H146V202H145ZM144 204V205H145ZM170 204V203H169ZM188 204V203H187ZM195 204V203H194ZM211 205H212V203H210ZM219 204V203H218ZM241 204V203H240ZM248 204H250V203H248ZM247 204V205H248ZM7 205V204H6ZM11 205V204H10ZM59 205V204H58ZM73 205V204H72ZM78 205V204H77ZM109 205V204H108ZM111 205V204H110ZM129 205V204H128ZM191 205V204H190ZM209 205V204H208ZM221 205V204H220ZM237 205V204H236ZM104 206H106V204L104 205ZM134 206H135V203H134ZM133 206V207H134ZM170 206H172V205H170ZM181 206H182V202H181ZM185 206V205H184ZM194 206H198L199 208H200V210H197V218H196V221L197 222H201V223H203V226L201 227V230H202V232H200L199 233V236H197L196 234H195V232L193 231V229H189L187 226H189L188 225V221L186 222L185 221V219H183V221H182V224H183V226H182V228L184 227V229H185V241H186V243H188V244H190L191 246H192V248H193V250H194V256L193 255H191V256H193L191 259L193 260V262L191 263V264H198V262L196 261V259H198L199 258V256H200V253L203 251L202 250V247H196L195 245H194V243H195V239H196V237H201L202 238V240H203V242L204 243H206V244H211L212 243V238H213V233L210 235V234H208L209 232H211V230L208 228V225L206 224V222H207V220H208V215L211 213V208H209L208 206H206L205 204H204V202H200V203H198V205H194ZM227 206V205H226ZM13 207V206H12ZM77 207V206H76ZM130 207V206H129ZM145 207V206H144ZM174 207H175V204H174ZM9 208V207H8ZM56 208H58V207H56ZM63 208V207H62ZM72 208H73V206H72ZM127 208V207H126ZM143 208V207H142ZM168 208V207H167ZM181 208V207H180ZM191 208H193V207H191ZM229 208V207H228ZM242 208V207H241ZM13 209V208H12ZM64 209V208H63ZM78 209V208H77ZM76 209V210H77ZM130 209H131V207H130ZM178 209V208H177ZM183 209V208H182ZM194 209V208H193ZM196 209V208H195ZM213 209V208H212ZM223 209V208H222ZM235 209V208H234ZM240 209V208H239ZM50 210V209H49ZM66 210V209H65ZM69 210V209H68ZM123 210V209H122ZM152 210V209H151ZM184 210L185 211H189V207H187V206H185L184 207ZM59 211V210H58ZM128 211V210H127ZM262 211V210H261ZM119 212V211H118ZM117 212V213H118ZM130 212V211H129ZM142 212V211H141ZM150 212H152V211H150ZM192 212V211H191ZM218 212V211H217ZM256 212V211H255ZM254 212V213H255ZM258 212V211H257ZM264 212V211H263ZM14 213V212H13ZM155 213V212H154ZM167 213V212H166ZM233 213V212H232ZM242 213V212H241ZM68 214V213H67ZM90 215H91V213H89ZM156 214H154V215H156ZM220 214V213H219ZM227 214V213H226ZM238 214H240V213H238ZM237 214V215H238ZM261 214V213H260ZM213 215V214H212ZM221 215V214H220ZM252 215H253V213H252ZM69 216V215H68ZM124 216V215H123ZM128 216V215H127ZM195 216V215H194ZM262 216V215H261ZM261 216L259 217V218H261ZM94 217V216H93ZM96 218H97V216H95ZM183 217V216H182ZM185 217V216H184ZM191 217V216H190ZM213 217V216H212ZM216 217V216H215ZM219 217V216H218ZM263 217V216H262ZM127 218V217H126ZM245 218V217H244ZM252 218V217H251ZM258 218V219H259ZM124 219V218H123ZM180 219H182V218H180ZM187 219V218H186ZM211 219H213V218H211ZM222 219V218H221ZM220 219V220H221ZM228 219V218H227ZM226 219V220H227ZM241 219V218H240ZM263 219V218H262ZM8 220V219H7ZM10 220V219H9ZM93 220H94V218H93ZM127 220V219H126ZM188 220V219H187ZM193 220V219H192ZM191 220V221H192ZM216 220V219H215ZM261 220V219H260ZM67 221V220H66ZM65 221V222H66ZM162 221V220H161ZM238 221V220H237ZM64 222V223H65ZM68 222V221H67ZM159 222V221H158ZM179 222V221H178ZM23 223V222H22ZM25 223V222H24ZM29 223V222H28ZM242 223V222H241ZM245 223V222H244ZM258 223V222H257ZM218 224V223H217ZM221 224V223H220ZM228 224V223H227ZM232 224V223H231ZM236 224V223H235ZM250 224V223H249ZM254 224V223H253ZM97 225H99V223L97 224ZM105 225V224H104ZM166 225V224H165ZM168 225V224H167ZM226 225V224H225ZM230 225V224H229ZM233 225V224H232ZM231 225V226H232ZM24 226H25V224H24ZM192 226V225H191ZM190 226V227H191ZM212 226V225H211ZM210 226V227H211ZM254 226V225H253ZM257 226V225H256ZM261 226V225H260ZM94 227V226H93ZM92 227V228H93ZM99 227V226H98ZM110 227H111V224H110ZM112 227H113V225H112ZM220 227V226H219ZM221 227H222V225H221ZM241 227V226H240ZM243 227V226H242ZM252 227V226H251ZM264 227V226H263ZM91 228V227H90ZM224 228V227H223ZM253 228V227H252ZM171 229V228H170ZM232 229V228H231ZM241 229V228H240ZM251 229V228H250ZM263 229V228H262ZM113 230V229H112ZM168 230V229H167ZM166 230V231H167ZM246 230H247V227H246ZM251 230H253V229H251ZM256 230V229H255ZM254 230V231H255ZM258 230V229H257ZM155 231V230H154ZM214 231V230H213ZM221 231V230H220ZM229 231V230H228ZM232 231V230H231ZM245 231V230H244ZM197 232V231H196ZM203 232H205V233H203ZM219 232V231H218ZM217 232V233H218ZM236 232V231H235ZM239 232V231H238ZM250 232V231H249ZM249 232H248V235H249ZM261 232V231H260ZM166 233V232H165ZM170 233V232H169ZM251 233H253V232H251ZM241 234V233H240ZM261 234V233H260ZM164 235H166V234H164ZM214 235H215V233H214ZM225 235V234H224ZM242 235V234H241ZM253 235H254V233H253ZM259 235V234H258ZM168 236V235H167ZM167 236H165V237H167ZM231 236V235H230ZM239 236V235H238ZM237 236V237H238ZM244 236V235H243ZM155 237H157V236H155ZM159 237V236H158ZM164 237V238H165ZM218 237V236H217ZM227 237V236H226ZM242 237V236H241ZM241 237H239V239L241 238ZM259 237H260V235H259ZM163 238V239H164ZM215 238H216V236H215ZM243 238V237H242ZM166 240V239H165ZM164 240V241H165ZM201 240V239H200ZM172 241H174V240H172ZM229 241H231V240H229ZM228 241V242H229ZM234 241V240H233ZM170 242V241H169ZM178 242V241H177ZM200 242V241H199ZM202 242V241H201ZM214 242V241H213ZM236 242V241H235ZM168 243V242H167ZM173 243V242H172ZM176 243V242H175ZM183 243V242H182ZM223 243V242H222ZM229 243H232V242H229ZM247 243H249V242H247ZM247 243H246V245H247ZM171 244V243H170ZM196 244V243H195ZM217 244V243H216ZM221 244V243H220ZM263 244V243H262ZM168 245V244H167ZM174 245V244H173ZM183 245H184V243H183ZM189 245V246H190ZM218 245V244H217ZM222 245V244H221ZM242 245V244H241ZM250 245V244H249ZM248 245V246H249ZM175 246H176V244H175ZM174 246V247H175ZM233 246V245H232ZM235 246V245H234ZM210 247V246H209ZM221 247V246H220ZM224 247V246H223ZM222 247V248H223ZM247 247V246H246ZM177 248V247H176ZM182 248V247H181ZM248 248H250V247H248ZM254 248H256V247H254ZM258 248H260V247H258ZM264 248V247H263ZM175 249V248H174ZM179 249V248H178ZM183 249V248H182ZM204 249H205V247H204ZM209 249V248H208ZM227 249V248H226ZM225 249V250H226ZM233 249V248H232ZM192 250V249H191ZM192 250V251H193ZM215 250H217V249H215ZM220 250V249H219ZM225 250L224 251H222V252H225ZM251 250V249H250ZM249 249H247L246 251L247 252H251ZM185 251H186V249H185ZM191 251V252H192ZM187 252V251H186ZM188 252H190V251H188ZM208 252V251H207ZM230 252V251H229ZM260 252V251H259ZM206 253V252H205ZM257 253V252H256ZM186 254V253H185ZM208 254V253H207ZM206 254V255H207ZM246 254L247 253H245L244 251H241V252H234V253H229L228 254V256H230V257H236V258H238V257H244V256H246ZM253 254H254V252H253ZM209 255H210V257L211 256H216L217 257V255H218V252H212V253H209ZM251 255V254H250ZM174 256V255H173ZM175 256H177V255H175ZM225 256V255H224ZM186 257V256H185ZM203 257V256H202ZM222 257V256H221ZM172 258V257H171ZM204 258V257H203ZM213 258V257H212ZM219 258V257H218ZM227 258V257H226ZM169 259V258H168ZM189 259V258H188ZM241 259V258H240ZM185 260V259H184ZM205 260H207V259H205ZM217 260V259H216ZM246 260V259H245ZM248 260V259H247ZM201 261V260H200ZM210 261V260H209ZM212 261V260H211ZM220 261V260H219ZM232 262H233V260H231ZM242 261V260H241ZM240 261V262H241ZM262 261V260H261ZM239 262V263H240ZM264 262V261H263ZM216 263V262H215ZM251 264H252V262H250ZM255 263H257V262H255ZM260 263V262H259ZM262 263V262H261ZM166 264H180V260H179V258H177V257H173L172 259H170L169 260V262H166ZM217 264V263H216Z\"/></svg>", "mask_w": 264, "mask_h": 264}]
</instances>
